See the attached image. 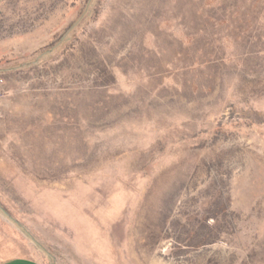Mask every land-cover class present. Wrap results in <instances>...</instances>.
Segmentation results:
<instances>
[{
  "label": "rangeland",
  "instance_id": "1",
  "mask_svg": "<svg viewBox=\"0 0 264 264\" xmlns=\"http://www.w3.org/2000/svg\"><path fill=\"white\" fill-rule=\"evenodd\" d=\"M264 264V0H0V260Z\"/></svg>",
  "mask_w": 264,
  "mask_h": 264
},
{
  "label": "crops",
  "instance_id": "2",
  "mask_svg": "<svg viewBox=\"0 0 264 264\" xmlns=\"http://www.w3.org/2000/svg\"><path fill=\"white\" fill-rule=\"evenodd\" d=\"M0 264H45V263L39 259L30 256L16 255L0 260Z\"/></svg>",
  "mask_w": 264,
  "mask_h": 264
}]
</instances>
